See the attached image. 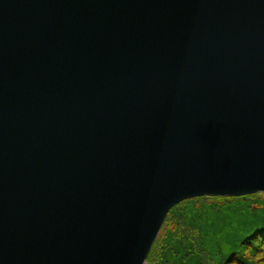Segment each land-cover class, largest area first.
Segmentation results:
<instances>
[{"label":"water","instance_id":"1","mask_svg":"<svg viewBox=\"0 0 264 264\" xmlns=\"http://www.w3.org/2000/svg\"><path fill=\"white\" fill-rule=\"evenodd\" d=\"M257 193L264 0H0V264H147Z\"/></svg>","mask_w":264,"mask_h":264},{"label":"trees","instance_id":"2","mask_svg":"<svg viewBox=\"0 0 264 264\" xmlns=\"http://www.w3.org/2000/svg\"><path fill=\"white\" fill-rule=\"evenodd\" d=\"M264 193L193 198L166 218L148 264H264Z\"/></svg>","mask_w":264,"mask_h":264},{"label":"rangeland","instance_id":"3","mask_svg":"<svg viewBox=\"0 0 264 264\" xmlns=\"http://www.w3.org/2000/svg\"><path fill=\"white\" fill-rule=\"evenodd\" d=\"M259 200H264V195L259 196ZM256 249H257V250H255V251L259 252V254L257 255V258H259V259L264 258L263 253H260V252H262V251H259V250H260V247L257 246Z\"/></svg>","mask_w":264,"mask_h":264}]
</instances>
